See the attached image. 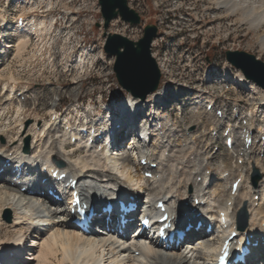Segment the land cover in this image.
Returning <instances> with one entry per match:
<instances>
[{"label": "bare ground", "instance_id": "1", "mask_svg": "<svg viewBox=\"0 0 264 264\" xmlns=\"http://www.w3.org/2000/svg\"><path fill=\"white\" fill-rule=\"evenodd\" d=\"M183 1H180V6L183 5ZM15 4L23 6V14L27 9L36 12V8H40L34 0L19 1ZM188 4L192 7V11L199 9V0ZM211 4L204 3L202 6L206 12H210L211 7L213 8L214 16L205 17H215L210 23L213 25L212 31L221 28V19L227 11L232 14L240 12L236 15L237 18L254 29L257 35L260 33L258 35L260 50L264 52V0H212ZM74 15L76 14L71 11L49 20L45 18L46 15H42L44 19L38 22L37 27L40 31L35 37L38 43L33 46L34 49H39V55L43 53L40 43L43 41L45 42L42 44L46 43L47 35H51L56 27L55 24L62 21L63 28L57 29H64L67 21L77 18ZM1 21L4 23L7 20L1 17ZM14 23H16L15 18L8 21L5 28L9 29ZM25 25L26 29H29L27 21ZM13 26L15 29L18 28L17 24ZM61 34L62 31L58 32L59 37L53 39L61 40ZM15 36L19 37L17 54L21 56L29 48V33L15 34ZM80 42L87 41L81 38ZM5 51V49L0 50V53ZM84 53L86 57L90 55L86 49ZM31 54L36 56L34 51ZM76 57L74 55L73 59L83 62V58ZM2 65L3 63L0 62V67ZM1 79L2 73H0ZM10 79L16 82L13 73ZM207 82L219 84H216V89L219 93H223L222 80L209 76L203 78L200 85L189 84L180 91L162 87L144 103L131 96L128 100L120 102L118 106L120 110H112V120L109 119L107 124L110 127L115 126L113 150L109 149L110 146L103 140L97 139L98 133L91 137L95 141L91 145L87 143L88 140L84 135L79 133L85 128L90 129L91 126L98 124L104 129L107 128L100 111L94 106L80 108L82 113L69 112L65 122L55 110H49V119L35 118L34 122L28 125L25 124L24 119H21L25 107L23 104H17L15 123H3L6 110H10L16 104L14 96L11 95L14 86L4 83L5 91L0 90V170L3 169L2 172L0 171V228L4 224L1 220V211L7 207L13 211L14 219L6 228L12 230L15 235L11 237L9 233L5 238L0 236V264H211L219 241L234 230V215L241 206L249 209L250 225L240 231L239 236L242 241L248 236L251 243L258 242L257 247L250 245L251 254L247 257L246 264H264V157L262 156L264 87L255 84L249 87L246 85L249 84L248 78L243 73L237 75L234 83L236 91L237 93L241 90L245 91L242 100H246L249 108L242 110L243 106H235L233 115L237 114V116L232 120L225 111L226 104L218 105L222 112H226L225 118H219L217 110L214 112L203 110V106L207 109L204 105L206 100L216 96L221 97L218 91L211 93L205 90L207 88L203 86H206ZM52 90L55 91V88L52 87ZM74 92L76 94L77 89H74ZM182 92H184L183 96L180 95ZM185 99L191 100L190 110L197 111L191 116V124L188 125L190 129L185 128V133L179 132L181 134L177 136L175 122L165 118L166 115L161 116L157 110H167L172 104H177L182 113L185 110L182 106ZM219 100L221 101V98ZM55 103L53 98L51 107L56 106ZM141 103L142 107L138 110ZM199 108L201 110H198ZM141 110H151V113L140 118L139 133L132 135L128 142L127 135L135 130L134 126ZM206 112L213 117L212 121L207 123L210 133L223 126L224 131L227 121H234L233 146L231 148L226 146V152L218 159L209 150L213 144L211 140L215 137L202 133V128L198 129V122L202 121L201 117ZM73 118L75 122L71 121ZM79 121L84 124L77 123ZM243 121L246 123L244 124ZM159 124L162 125L161 129L157 128ZM203 128L207 129L206 126ZM244 128L253 135V143L249 148H246L244 141L240 139ZM139 135L144 137V141ZM29 136H32V141L27 144L25 140ZM71 137L78 139L77 142L72 144ZM126 142L128 147L124 148ZM142 158H147L149 161L146 166L139 163ZM7 159L12 163L9 166ZM215 160H218L216 165ZM151 163H157L156 169L151 168ZM16 164L22 165L23 174L27 171L29 174L17 177V173L13 172V165ZM51 165L59 168L61 172H67L72 179H77L83 199L93 202L96 208L105 204L117 191L129 195L137 193L134 201L145 196L147 199H144L143 203L149 204L151 212L156 210L155 203L166 200L171 214L174 213L175 217L183 215L185 222L192 224L184 243L166 248L153 237L150 244H144V241L148 240L146 232L139 240L130 236L124 237V241H121L116 236L117 229L113 221L105 220L107 216L105 213L96 220V225L89 233L77 231L70 222L72 216L67 214L70 208L67 205L71 201L58 202L47 195V189L57 187L52 179L44 184L40 182L41 179L48 177L42 172L43 168H51ZM257 169L260 170L262 177L253 186L250 175ZM143 171L152 172L154 177L145 179ZM33 175L36 176V180L32 182L30 176ZM237 179H241L239 188L237 193L232 195L231 185ZM12 182L21 184L12 185ZM24 187L27 190L32 189L33 192L22 191ZM42 191L46 193L43 195ZM57 193L66 195L59 190ZM196 200L206 201V204H197ZM194 209L196 211L193 212ZM220 210L227 213L232 228L220 231L217 225L211 233H208L206 230L208 224L215 221ZM110 219H113V214ZM199 221L202 226L197 230L195 227ZM45 222L47 224L44 226ZM26 233L28 235H25ZM128 241L132 246L125 250L121 245ZM23 250L29 252L24 258ZM26 258L29 261H25Z\"/></svg>", "mask_w": 264, "mask_h": 264}, {"label": "rangeland", "instance_id": "2", "mask_svg": "<svg viewBox=\"0 0 264 264\" xmlns=\"http://www.w3.org/2000/svg\"><path fill=\"white\" fill-rule=\"evenodd\" d=\"M180 1L181 0H128L129 5L141 15V24L130 26L122 20L117 19L109 28L110 32H117L130 39L138 40L143 36L145 26L154 24L158 27L159 35L152 46V52L159 66H161V82H163V87H170L172 91H180L184 86L189 84L200 85L203 78H208L203 74L206 69H211L210 73H213L214 77H220V72H223L225 67H231L235 73H243L240 69H235V67L227 61L226 52L228 50L246 51L250 54H254L264 62V52L260 50L261 43L258 39L260 33L257 35L254 29L250 28L248 24L242 23L237 18L236 15L240 12L232 14L227 11L226 14H223L222 19L220 18L221 28L212 31L211 29L213 25L210 23L215 18L213 17L214 13H212L213 8L211 7L210 12H206L203 7L204 3L211 4L212 0H199V9L196 11H192V7L188 4L193 3L194 0H184L183 5L181 6L179 5ZM15 3L16 0H0V24L1 17L9 18L14 13L23 12V6H19ZM35 4L43 6L42 9L37 7V11H40V9L49 10V5L52 6L49 10L51 11V14H49L48 11H42L40 13L41 16H48V20L50 18H55V16H61L64 13H70L71 11L76 14L74 16L77 18L70 22L67 21L64 25V29H57L60 27L63 28L62 21H58L55 24V29L52 30L53 33L51 32L50 36L47 35V44H42L45 41L40 43V47H42L40 49L43 51L50 49V47L54 51V48H56V51L52 52L55 53L54 57L56 58V65L54 64V67H48L47 62H42L38 59L40 57L38 52L39 49H34L38 43L35 39L36 36L34 37L33 42L34 47L29 46L27 51L21 56H18L17 38L13 36L14 31L10 32V37L12 36L14 41L11 43L13 46L9 54L2 58L1 63H3V65L0 67V73H2L0 90H2L1 88L4 83L13 84V81L10 79L11 73L15 75L16 81L18 80V82L22 84L29 85L31 92L28 100L26 101V104L20 103L25 107L23 110L24 115L21 116V119H24L25 124L29 125L30 123H33L35 118L42 117L43 119H49L48 109L52 106L53 98H55L56 103H62L64 106L67 105L69 107V105L75 103L77 99L88 101L90 97L95 100L100 94H104L106 97L114 96L118 93L121 94L122 88L118 84L113 71L112 64L114 63V57H108L102 49V43L104 42V29L103 27H97V23L99 22L98 18L100 17L97 15L96 11L87 10V7L96 6V0H40L37 3L35 2ZM67 7H69V9H66ZM26 12L32 11L31 9H27ZM211 15L213 16L205 18ZM13 25H16V23ZM60 31H62L60 36L61 40H54V37H59L58 32ZM81 38H85L87 42L81 43ZM85 49L90 53L88 57H86V53H84ZM33 51L36 56L31 54ZM68 53L84 59L83 62H79L78 64L75 62L73 64L75 65L76 70H69V67H67V69L64 67L69 63L67 56ZM42 58L45 59L46 56ZM70 64L72 63L70 62ZM248 81L249 84L247 83L246 85L249 87L254 84L260 86L254 80L248 79ZM216 84L213 82H207L205 83L206 86L203 87H206L207 89L205 90L208 92L213 93L218 91V89H216ZM52 87L55 88V91L52 90ZM74 89H77L76 94ZM241 92L239 91L237 93L236 89L233 91L228 90L225 93H219L218 91V95L221 96V101H235L237 103L236 106H243L244 108H242V110H246L249 108V105L246 100H242L245 91L243 92V90H241ZM183 94L184 92L180 93L182 96ZM128 99L129 97L125 100ZM184 101L185 102L182 106L185 110H183L182 114L179 112L180 106L177 104H172L167 110H159L161 116L166 115L165 118L170 119V121L172 120L171 122H175L177 136L181 133H185V128L190 129V126L188 125L191 124V116L197 111L190 110L191 100L185 99ZM221 101L219 100V102ZM17 104L19 103H16L11 107L10 110H8L9 112L6 110L7 114L5 113V116H3V123H15L14 119L17 115ZM60 111L62 117L64 114H67V110ZM230 113H232V110H229V114ZM201 119L202 121L198 122V129L202 128L204 130L203 126H206L207 128L209 124L208 121H212L213 117L209 116V113L206 112L202 115ZM243 122L245 123V121ZM186 125L188 127H186ZM223 127L220 128L221 130H218V133L221 132L219 133L220 135L217 136L214 135L215 132H211V134L208 128L204 132L208 133L209 136L211 135L215 137L214 140H211V142L213 141V144L212 148L209 150L211 151V154L217 157V159L222 153L226 152L225 137L221 134ZM31 141L32 136H29L25 140V143L30 144ZM125 147H128L127 142L124 144V148ZM262 156L264 157V153ZM217 161L218 160H215V165ZM261 177L262 174L260 173V170H253L250 175L251 184L255 186ZM257 197L258 196L256 195V200ZM237 214L238 221L244 226L247 225L246 228H248L250 225L249 209L241 206ZM246 215L248 218L247 223L245 224L244 216ZM13 219V211L4 207L1 211V220L4 223L0 228L1 237L5 238L9 233L11 234V237L15 235L12 230H7L6 228ZM25 235H28V233ZM26 253L29 252L24 250L22 254L23 258ZM25 261H29V259L26 258Z\"/></svg>", "mask_w": 264, "mask_h": 264}, {"label": "water", "instance_id": "3", "mask_svg": "<svg viewBox=\"0 0 264 264\" xmlns=\"http://www.w3.org/2000/svg\"><path fill=\"white\" fill-rule=\"evenodd\" d=\"M99 3L104 19V37L107 38L105 52L116 56L114 71L117 80L133 97L145 100L158 89L162 76L151 51L152 43L159 35V29L154 24L145 26L144 34L138 40L119 33H109L110 23L114 19L121 18L135 26L141 23L142 18L139 12L129 5L128 0H99ZM226 58L248 79L264 87V62L261 59L242 50H228Z\"/></svg>", "mask_w": 264, "mask_h": 264}, {"label": "built area", "instance_id": "4", "mask_svg": "<svg viewBox=\"0 0 264 264\" xmlns=\"http://www.w3.org/2000/svg\"><path fill=\"white\" fill-rule=\"evenodd\" d=\"M87 10L88 11H97V15H100V5H99V0H96V6H93V7H87ZM98 20H100V18H98ZM113 24V23H112ZM103 45H104V42L102 43V49H103ZM40 61L44 62L43 58L42 57H39L38 58ZM106 60H109V59H106ZM202 91V89H201ZM223 101V104H226L227 102L225 100H222ZM221 107V106H220Z\"/></svg>", "mask_w": 264, "mask_h": 264}]
</instances>
